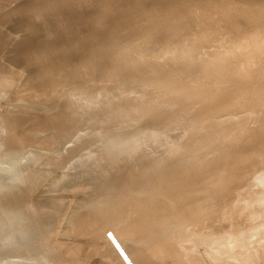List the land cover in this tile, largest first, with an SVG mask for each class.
<instances>
[{
    "label": "rangeland",
    "instance_id": "rangeland-1",
    "mask_svg": "<svg viewBox=\"0 0 264 264\" xmlns=\"http://www.w3.org/2000/svg\"><path fill=\"white\" fill-rule=\"evenodd\" d=\"M52 1L0 0V27L3 29L0 28V77L7 69L13 71V78L7 79L9 86L3 92L5 96L0 97V131L9 129L10 133L23 134L8 139L0 137V166H13L19 179H25L21 181L20 198L36 199L35 206L40 210L38 216L28 217L24 212L27 208L16 203L14 188L0 180V264H264V179L240 177L259 164L264 173V0H85V4L82 0H54L57 7ZM8 4L10 6H6ZM38 7L44 11L41 17L35 11ZM194 10L200 15L196 16ZM31 12L36 13L37 21L33 15L30 20ZM203 18L208 21L204 23ZM66 21L72 24L67 25ZM195 21L202 25L196 26ZM205 25L210 32H206L209 28L205 33L198 30ZM68 26L76 27L72 31ZM6 32L10 37L1 35ZM249 38L256 40L253 47L247 43ZM197 43L213 51L209 49L211 53L206 54L199 45L197 53ZM132 46L138 52H134ZM211 46H215V50ZM90 51L96 59L95 62L92 58V65L88 62ZM257 56L258 59H254ZM231 60L233 63H228ZM42 61L44 64L48 61L49 68L41 66ZM190 67L199 68L203 77L186 80L183 87L196 90L201 97L182 105L180 103L189 99L163 104L164 94L177 100L187 96L165 88L174 86L171 81L183 77L184 73L171 80L160 76ZM224 70V78H221ZM48 71L59 78L50 84L37 79ZM213 72L218 73L222 81L217 82L218 75ZM62 80L73 83L67 86L70 87V91L66 88L68 93L58 94L63 95L61 110L52 112L58 91H45L48 85L59 87ZM206 92L211 93L206 95ZM229 111L232 112L227 113ZM198 112L201 118L221 113L222 117H217L212 125L198 126L194 124ZM160 114L168 117L153 118ZM184 115L190 118L183 120ZM110 119L115 123H107ZM168 119L180 128L175 135H171L175 128H170ZM19 128H28V131ZM209 128H225L237 138L229 141L218 136L214 142L205 143L201 140L209 136ZM39 129L42 135L27 137L38 133ZM65 132L74 137L86 133L93 143L103 138L106 142L108 136L112 138L105 147L86 144L82 152L93 153L94 157H84L74 155L71 145H61ZM163 133L166 137L159 138ZM122 135L131 140L130 143L119 141ZM249 140H255L257 145L248 147ZM166 141H170L167 147L162 143ZM73 142L75 147L80 146ZM234 150L246 156L232 155ZM250 150L261 157L249 158ZM53 151L72 152L69 160L72 169L68 176L63 172L54 173V164L49 162ZM172 151H179L181 159L165 154ZM38 156L42 158L36 168L34 161ZM223 159L229 163L220 176L213 177V172L207 177L197 175L189 180L194 197L185 199L201 202L198 205L168 219L151 217V205L147 202L141 203L140 209L136 208L135 202H141L146 196L176 194L183 199L184 193L177 183L202 171V164ZM47 161L51 166H47ZM33 167L36 173L30 175ZM25 173L30 179H26ZM232 175L237 176V184ZM171 176L176 177L174 183L168 179ZM192 180L194 182L190 183ZM209 182L220 187L201 190ZM214 224V231L202 236V232ZM177 238H187V241L172 244ZM222 252L224 256L220 255Z\"/></svg>",
    "mask_w": 264,
    "mask_h": 264
},
{
    "label": "bare ground",
    "instance_id": "bare-ground-1",
    "mask_svg": "<svg viewBox=\"0 0 264 264\" xmlns=\"http://www.w3.org/2000/svg\"><path fill=\"white\" fill-rule=\"evenodd\" d=\"M51 1V0H50ZM61 1V0H60ZM79 1V0H78ZM84 1L85 0H82V4L84 3ZM90 1V0H89ZM92 1V0H91ZM96 1V0H95ZM99 1V0H98ZM247 1V0H246ZM251 1V0H250ZM256 0H254V2H255ZM22 2V1H21ZM49 2V1H48ZM53 3L55 2L54 0L52 1ZM63 2V1H62ZM80 2V1H79ZM107 2V1H106ZM104 3L105 5L107 4V3ZM173 2H175L174 0H173ZM191 2V1H190ZM198 2V1H197ZM214 2V1H213ZM264 2V1H263ZM16 3H19V2H16ZM15 3V4H16ZM34 3V2H33ZM51 3V2H50ZM59 3H61V2H59ZM87 3V2H86ZM165 3H167V2H165ZM200 3V2H199ZM216 3V2H215ZM24 5H25V3H23ZM32 4V3H31ZM42 4H44V3H42ZM58 4V3H57ZM56 3H54L53 4V6L55 5V7H57L56 5H57ZM62 4V3H61ZM80 4V3H79ZM85 4V3H84ZM91 4H93L94 5V3H91ZM97 4H99V3H97ZM103 4V5H104ZM189 4V3H188ZM229 4V3H228ZM17 5V4H16ZM45 5H50V4H45ZM89 5V4H88ZM104 5V6H105ZM170 5V4H169ZM204 5V4H203ZM6 6H10L9 4L8 5H6ZM32 6V5H31ZM39 6H41V5H39ZM52 6V7H53ZM58 6H60V5H58ZM62 6H63V4H62ZM62 6H60V8H64V7H62ZM73 6V5H72ZM72 6H70L71 8H72ZM79 6V5H78ZM77 6V7H78ZM168 6V5H167ZM188 7V5H185V7ZM224 6V5H223ZM233 6V5H232ZM254 6V5H253ZM252 6V7H253ZM17 7V6H16ZM19 7V6H18ZM48 7V6H47ZM74 7V9H76L75 8V6H73ZM96 7H99V6H97L96 5ZM133 7H134V5H133ZM191 7V6H190ZM189 7V8H190ZM260 7V6H259ZM264 7V6H263ZM1 8V7H0ZM4 8V7H3ZM6 8V7H5ZM22 8V7H21ZM25 8V7H24ZM29 8V7H28ZM34 8V7H33ZM66 8V7H65ZM100 8H102V9H104V7H102V5H101V7ZM136 8V7H135ZM173 8V7H172ZM239 8V7H238ZM244 8V7H243ZM42 9V8H41ZM50 9V8H49ZM48 9V10H49ZM78 9V8H77ZM76 9V10H77ZM106 9V8H105ZM173 9H175V8H173ZM192 9V8H191ZM204 9V8H203ZM208 8H206V10H207ZM228 9V8H227ZM254 9V8H253ZM263 9V8H262ZM2 10V9H1ZM15 10V9H14ZM13 10V11H14ZM34 10V9H33ZM37 10H39V7H38V9H35V11H36V13H40V15L39 14H37V15H39L40 17H41V15H42V13H44V11L42 12L41 10H39L38 12H37ZM46 10V9H45ZM56 10H58V9H56ZM67 10V9H66ZM135 10H137V9H135ZM185 9H183L182 11H184ZM201 10V9H200ZM257 10V9H256ZM261 10V9H260ZM3 11H4V9H3ZM9 11V10H8ZM54 11H55V9H54ZM59 11V10H58ZM57 11V12H58ZM70 11V10H69ZM101 11V10H100ZM132 11V10H131ZM169 11V10H168ZM175 11V10H174ZM181 11V10H180ZM190 11V10H189ZM188 11V8H187V12H189ZM191 11H193V10H191ZM195 11V10H194ZM227 11V10H226ZM225 11V12H226ZM10 12V11H9ZM18 12V11H17ZM21 12H22V10H21ZM26 12V11H25ZM29 12V11H28ZM33 12V11H32ZM32 12L31 13H29L30 15H29V17L31 18L30 20H32ZM60 12H61V10H60ZM62 12H64V10L62 11ZM67 12H68V10H67ZM67 12H65V13H67ZM74 12V11H73ZM72 12V13H73ZM96 12V11H95ZM167 12V11H166ZM170 12H172V10L170 11ZM176 12V11H175ZM185 12V11H184ZM196 12V11H195ZM225 12H223V13H225ZM237 12V11H236ZM247 12V11H246ZM252 12V11H251ZM259 12H261V11H259ZM36 13H35V15H33V19H34V17H36ZM45 13H46V11H45ZM51 13V12H50ZM54 13H56V12H54ZM71 13V14H72ZM75 13V12H74ZM102 13V12H101ZM129 13H130V11H129ZM128 13V14H129ZM132 13H133V11H132ZM173 13L174 12H172V15H173ZM182 13V12H181ZM191 13V12H190ZM221 13H222V11H221ZM234 13V12H233ZM256 13V12H255ZM53 14V13H52ZM59 14V13H58ZM61 14V13H60ZM68 14V13H67ZM127 13H125V15H126ZM127 14V16H129ZM134 14V13H133ZM169 14V13H168ZM176 15H177V13H175ZM184 13H182V15H183ZM195 14V13H194ZM197 12H196V16H197ZM204 14H205V12H204ZM212 14H214V13H212ZM217 14V13H216ZM232 14V13H231ZM235 14V13H234ZM244 14V13H243ZM26 15V14H25ZM46 15H47V13H46ZM65 15V14H64ZM69 15H70V13H69ZM74 15V14H73ZM122 15V14H121ZM138 15V14H137ZM200 14H198V16H199ZM201 15L203 16V14H202V12H201ZM229 15H230V13H229ZM228 15V16H229ZM252 15H253V13H252ZM28 16V15H27ZM53 16V15H52ZM55 16H56V14H55ZM62 16V15H61ZM60 16V18L62 19V17ZM74 16H76V15H74ZM106 16V15H105ZM113 16V15H112ZM171 16V15H170ZM178 16V15H177ZM181 16V15H180ZM185 16V15H184ZM188 16H189V14H188ZM191 16H192V14H191ZM195 16V17H196ZM206 16V15H205ZM204 16V17H205ZM221 16H222V14H221ZM224 16H227V14L226 15H224ZM232 16V15H231ZM251 16V15H250ZM28 17V18H29ZM43 17L45 18V15L43 14ZM42 17V18H43ZM47 17V16H46ZM58 17H59V15H58ZM77 17H78V15H77ZM77 17H75V19H76V22L78 21L77 20ZM124 17V16H123ZM139 17V16H138ZM138 17H137V19H138ZM142 17V16H141ZM171 17H173V16H171ZM195 17H194V19H195ZM218 17H220V15L218 16ZM243 17V16H242ZM241 17V18H242ZM257 17V16H256ZM261 17V16H260ZM38 17H36V20L35 21H37L38 19H37ZM68 18V15H67V17L65 18V19H67ZM72 18H74V17H72ZM114 18V17H113ZM113 18H111L113 21H114V19ZM127 18L128 17H126V20H127ZM140 18V17H139ZM166 18H168V17H166ZM166 18H165V20H166ZM179 18V17H178ZM188 17H187V15H186V19H187ZM200 18H201V16H200ZM208 18V17H207ZM211 18V17H210ZM226 18V17H225ZM228 18H230V16L228 17ZM255 18V17H254ZM262 18V17H261ZM25 19V18H24ZM55 19V18H54ZM53 19V20H54ZM58 19V18H57ZM61 19H60V21H61ZM68 19H70V17L68 18ZM67 19V20H68ZM75 19H73V20H75ZM85 19H87V17L85 18L84 17V20ZM99 19H102V18H99ZM111 19H110V21H111ZM117 19V18H116ZM120 19H121V17H120ZM119 19V20H120ZM131 19V18H130ZM150 19V18H149ZM148 19V20H149ZM186 19H185V21H186ZM205 18H203V19H201V20H204ZM247 19V18H246ZM26 20H27V18H26ZM29 20V19H28ZM64 20V19H63ZM95 20V19H94ZM122 20V19H121ZM145 20V18L143 19V21ZM157 19H155L154 21H156ZM162 20V19H161ZM178 20V19H177ZM193 19L191 18V21H192ZM200 20V21H201ZM216 20V19H215ZM229 20V19H228ZM238 20V19H237ZM242 20H244V18L243 19H241V21ZM254 20V19H253ZM5 21V20H4ZM3 21V22H4ZM35 21H33L34 23H35ZM39 21H40V19H39ZM57 21H59V20H56V22ZM70 21V20H69ZM81 21H83L82 19H81ZM87 21V20H86ZM85 21V22H86ZM131 21H133V19L132 20H130V22ZM137 21V20H136ZM135 21V22H136ZM142 21V20H141ZM140 21V22H141ZM164 21V20H163ZM194 21V20H193ZM192 21V22H193ZM196 21H199V18H198V20H196ZM195 21V22H196ZM205 21V20H204ZM203 21V22H204ZM208 21V20H207ZM207 21H205L204 23H206ZM210 21H211V19H210ZM212 21H214L213 19H212ZM218 21H223V20H218ZM229 21H232V19L231 20H229ZM241 21H238L239 23L241 22ZM2 22V21H1ZM26 22H30V21H26ZM26 22H24V24L26 23ZM32 22V21H31ZM43 22V21H42ZM55 22V21H54ZM53 22V23H54ZM68 21H66V23H67ZM71 22H73L72 20H71ZM71 22H69V23H67V25L69 24L70 25V23ZM75 22V21H74ZM75 22V23H76ZM90 22V21H89ZM121 22V21H120ZM127 23H128V20L126 21ZM145 22V21H144ZM148 22V21H147ZM168 22V21H167ZM174 22V21H173ZM202 22V21H201ZM216 22V21H215ZM233 22V21H232ZM238 22H237V24H238ZM245 22V21H244ZM249 22V21H248ZM8 23V22H7ZM37 23V22H36ZM40 23V22H39ZM38 23V24H39ZM58 23V22H57ZM62 22H60L59 24H61ZM66 23H63L64 25L66 24ZM96 23H98V22H96ZM104 23H105V21H104ZM103 23V24H104ZM107 23V22H106ZM105 23V24H106ZM110 23V22H109ZM132 23V22H131ZM152 23V22H151ZM150 23V24H151ZM183 23V22H182ZM194 23V22H193ZM203 23V24H204ZM218 24H219V22H217ZM221 23V22H220ZM224 23H225V21H224ZM234 23V22H233ZM232 23V24H233ZM242 23H243V21H242ZM251 23V22H250ZM6 24V23H5ZM21 24V28H23L24 29V26L22 25L23 24V22L22 23H20ZM32 25H33V23H31ZM62 24V25H63ZM72 24V23H71ZM74 24V23H73ZM78 24V23H77ZM82 24H84V21L82 22ZM81 24V25H82ZM89 24H92V23H89ZM113 24V23H112ZM116 24V23H115ZM125 24V23H124ZM135 24V23H134ZM134 24H132V25H134ZM154 24V23H153ZM156 24V23H155ZM167 24V23H166ZM168 24H171V23H168ZM195 24H197L196 26H199V25H202V23L201 24H199L198 25V22H196ZM208 24V23H207ZM210 24V23H209ZM208 24V25H209ZM211 24H212V22H211ZM216 24V23H215ZM254 24V23H253ZM261 24V23H260ZM3 25V24H2ZM25 25H27L28 26V23H26ZM35 25V24H34ZM67 25H65V27L67 26ZM75 25V24H74ZM73 25V26H74ZM81 25L79 24L78 26L79 27H81ZM86 25H87V23H86ZM94 25V24H93ZM95 25H97V26H99L98 24H95ZM102 25V24H101ZM111 25V24H110ZM147 25V24H146ZM162 25H164V24H162ZM194 25V24H193ZM213 25H214V23H213ZM212 25V26H213ZM231 25V24H230ZM234 25H236V21H235V24ZM240 25V24H239ZM6 26V25H5ZM20 26V25H19ZM55 26H57L56 24H55ZM73 26H68L69 28H71L72 27V31H74L73 29H75V27L73 28ZM77 26V27H78ZM103 26V25H102ZM136 26V25H135ZM159 26V25H158ZM177 26H178V24H177ZM195 26V27H196ZM210 27H211V25H209ZM209 26H207L206 27V25H205V28H203L204 26H201L202 27V29H198L197 27L195 28V29H198L199 31H201V32H204V30H206L207 28H209ZM217 26V25H216ZM233 26V25H232ZM241 26V25H240ZM246 26V25H245ZM30 27V26H29ZM64 27V28H65ZM83 27H85V25H83ZM141 27H143V26H141ZM155 27H156V25H155ZM169 27V26H168ZM192 27V26H191ZM215 27V26H214ZM253 27V26H252ZM1 28V27H0ZM3 28H5V27H3ZM10 29H12L13 30V28H11V27H9ZM17 28V27H16ZM25 28L27 29L28 27H26L25 26ZM63 28V27H62ZM91 28H93V26L91 27ZM97 28V27H96ZM212 28V27H211ZM248 28V27H247ZM2 29V28H1ZM56 29V28H55ZM60 29H61V27H60ZM60 29H58V30H60ZM67 29V28H66ZM78 29V31H79V28H77ZM94 29V28H93ZM100 29V28H99ZM167 29V28H166ZM213 29V28H212ZM222 29V28H221ZM234 29V28H233ZM241 29V28H240ZM3 30V29H2ZM5 30V29H4ZM7 30V29H6ZM9 30V29H8ZM28 30V29H27ZM94 30H97V29H94ZM101 30V29H100ZM157 30V29H156ZM197 30V31H198ZM210 30V28L206 31V32H210L209 31ZM218 30H220L219 28H218ZM252 30H253V28H252ZM1 31V30H0ZM24 31V30H23ZM26 31V30H25ZM77 30L75 31V33L76 32H78ZM154 31V30H153ZM226 31V30H225ZM230 31V30H229ZM8 32V31H7ZM7 32H6V34H1V35H7L8 37H10L8 34H7ZM16 33H17V31H15ZM20 32H22V30L20 31ZM55 32V31H54ZM61 32V31H60ZM59 32V33H60ZM67 33H68V29H67V31H66ZM97 32V31H96ZM181 32V31H180ZM183 32H184V29H183ZM219 32H221V31H219ZM19 33V32H18ZM17 33V34H18ZM62 33L63 34H65L63 31H62ZM66 33V34H67ZM73 33V32H72ZM176 33V32H175ZM196 33V32H195ZM205 33V32H204ZM258 33V32H257ZM58 34V33H57ZM79 33H77V34H75V35H78ZM187 34V33H186ZM202 34V33H201ZM208 34V33H207ZM212 34H213V32H212ZM224 34V33H223ZM230 34V33H229ZM239 34V33H238ZM152 35V34H151ZM197 35H199V34H197ZM225 35V34H224ZM22 36V35H21ZM59 36V35H58ZM61 36H64V35H61ZM144 36V35H143ZM167 36V35H166ZM175 36V35H174ZM184 36V35H183ZM196 36V35H195ZM203 37L205 36V35H202ZM208 36H209V34H208ZM213 36H215V33L213 34ZM212 36V37H213ZM220 36V35H219ZM219 36H217L216 37V39L217 38H219ZM223 36V35H222ZM221 36V38H223ZM229 36V35H228ZM242 36V35H241ZM4 37V36H3ZM3 37H2V39H3ZM60 37V36H59ZM168 37V36H167ZM198 37H200V36H198ZM210 38H211V36H209ZM226 37L227 36H225V39H226ZM251 37V36H250ZM5 38V37H4ZM7 38V37H6ZM171 38V37H170ZM169 38V39H170ZM182 38V37H181ZM195 38H197V37H195ZM202 38V37H201ZM200 38V39H201ZM206 38V37H205ZM204 38V39H205ZM214 38V37H213ZM232 38V37H231ZM234 38V37H233ZM239 38V37H238ZM243 38V37H242ZM11 39V38H10ZM158 39H159V37H158ZM193 39V38H192ZM191 39V40H192ZM207 39V38H206ZM6 40H9V38L8 39H6ZM173 40H174V38H173ZM181 40V39H180ZM194 40H196L197 41V39H194ZM202 40V39H201ZM210 40V39H209ZM220 40V39H219ZM246 40V39H245ZM167 41V40H166ZM171 41V40H170ZM179 41V40H178ZM207 41V40H206ZM212 41V40H211ZM220 41H222V40H220ZM226 41V40H225ZM238 41V40H237ZM260 41V40H259ZM263 41V40H262ZM173 42H175V40L173 41ZM214 42H215V40H214ZM223 42V41H222ZM157 43V42H156ZM160 43V42H159ZM166 43V42H165ZM192 43H193V41H192ZM195 43V42H194ZM193 43V44H194ZM200 43H203V41H201ZM200 43H197V47L195 48V49H197L198 47H199V45L201 46V44ZM218 43V42H217ZM224 43V42H223ZM247 43H249L250 44V46L251 47H253L254 46V44H256V40L255 39H253V38H249L248 40H247ZM10 44V43H9ZM167 44V43H166ZM185 44V43H184ZM192 44V45H193ZM205 44V43H204ZM215 44V43H214ZM221 44V43H220ZM227 44H228V42H227ZM246 44V43H245ZM190 45V44H189ZM196 45V44H195ZM207 45H208V43H207ZM238 45V44H237ZM264 45V44H263ZM155 46V45H154ZM174 46V45H173ZM176 46H177V44H176ZM203 46V45H202ZM201 46V47H202ZM209 46V45H208ZM216 46V45H215ZM214 46V47H215ZM224 46V45H223ZM229 46H230V44H229ZM124 47V46H123ZM133 47V46H132ZM157 47H158V45H157ZM161 47H162V45H161ZM166 47V46H165ZM175 47V46H174ZM186 47V46H185ZM188 47V46H187ZM204 47H206V46H203V48H201V49H204ZM212 47V49H214V47L213 46H211ZM246 47H248V46H246ZM134 49H133V51L134 52H136L137 50H135V49H137V48H135V47H133ZM155 48V47H154ZM182 48H184L183 46H182ZM190 48H191V46H190ZM216 48V47H215ZM221 48H223V47H221ZM244 49H245V46L243 47ZM7 49H8V47H7ZM142 49V48H141ZM165 49V48H164ZM167 49V48H166ZM185 49V48H184ZM188 49V48H187ZM192 49H193V46H192ZM200 48H199V50H201ZM208 49V50H207ZM207 49H204V51L203 52H207V51H209V49L210 48H207ZM261 49V48H260ZM159 50H161V48L159 49ZM172 50V49H171ZM174 50V49H173ZM173 50L171 51V52H173ZM179 50H181V48L179 49ZM191 50V49H190ZM211 50V49H210ZM215 50V49H214ZM223 50H225L224 48H223ZM228 50V49H227ZM257 50V49H256ZM143 51V50H142ZM163 51V50H162ZM161 51V52H162ZM182 51H183V49H182ZM195 51H197V53H199L198 52V49L197 50H195ZM195 51H194V49H193V52L195 53ZM211 51H213V50H211ZM260 51V50H259ZM138 52V51H137ZM155 52V51H154ZM165 52V51H164ZM168 52V51H167ZM210 52V51H209ZM220 52H221V50H220ZM234 52H235V50H234ZM249 52V51H248ZM261 52H262V50H261ZM90 53H91V51H90ZM178 53H179V51H178ZM178 53H175L176 55L178 54ZM180 53H182V52H180ZM196 53V54H197ZM211 53V52H210ZM214 53V52H213ZM232 53H233V51H232ZM256 53V52H255ZM263 53V52H262ZM261 53V54H262ZM163 54V53H162ZM169 54V53H168ZM171 54H173V53H171ZM182 54H184V53H182ZM195 54V55H196ZM202 54V53H201ZM207 54V53H206ZM252 54V53H251ZM260 54V55H261ZM167 55V54H166ZM200 55V54H199ZM202 55H204V54H202ZM218 55H220V54H218ZM55 56V55H54ZM90 59H88V62L90 63V65H92V64H94L93 62H92V58L94 59V61L96 60L95 59V54L94 53H91L90 54ZM139 56V55H138ZM198 56V55H197ZM213 56V55H212ZM262 56V55H261ZM147 57V56H146ZM183 57H185V55H183ZM205 57V56H204ZM228 57H230V56H228ZM233 57H234V55H233ZM249 57V56H248ZM248 57H247V59H248ZM258 57L259 56H257V57H255L254 59H258ZM48 58V57H47ZM134 58V57H133ZM161 58V57H160ZM199 58H200V56H199ZM207 58V57H206ZM219 58V57H218ZM221 58V57H220ZM223 58L225 59V57L223 56ZM263 58V57H262ZM35 59H38V58H35ZM135 59V58H134ZM134 59H133V61H134ZM187 59V58H186ZM190 59V58H189ZM194 58H192V60H193ZM195 59H198V58H196L195 57ZM230 59V58H229ZM235 59V58H234ZM237 59V58H236ZM264 59V58H263ZM97 60H99L100 61V59L99 58H97ZM136 60H138V59H136ZM141 60V59H140ZM183 60V59H182ZM188 60V59H187ZM206 60V59H205ZM211 60V59H210ZM219 60V59H218ZM221 60V59H220ZM249 60H251V59H249ZM38 61V60H37ZM37 61H35V62H37ZM56 61H58L57 59H56ZM60 61V60H59ZM77 61H79V60H77ZM177 61V60H176ZM191 61V60H190ZM194 61V60H193ZM212 61V60H211ZM226 61V60H225ZM224 60H223V62H225ZM236 61H238V60H236ZM236 61L234 62V63H236ZM261 61V60H260ZM87 61H86V63H88ZM96 62V61H95ZM181 62V61H180ZM197 62V61H196ZM220 62H222V61H220ZM222 62V63H223ZM230 62H232L233 63V61L231 60V61H229L228 63H230ZM255 62V61H254ZM258 62V61H257ZM42 63H43V61H42ZM61 63V62H60ZM187 63V62H186ZM190 63V62H189ZM195 63V62H194ZM214 63V62H213ZM260 63V62H259ZM132 64V63H131ZM204 64V63H203ZM219 64V63H218ZM237 64V63H236ZM246 64V63H245ZM249 64V63H248ZM252 64V63H251ZM254 64H256V63H254ZM76 65V64H75ZM101 65V64H100ZM185 65V64H184ZM232 65H234V64H232ZM231 65V66H232ZM238 65V64H237ZM236 65V66H237ZM41 66H45V68H49V66H50V64H49V62L47 61V63L46 64H44L43 63V65L41 64ZM74 66V65H73ZM199 66V65H198ZM201 66V65H200ZM209 66V65H208ZM228 66V65H227ZM235 66V65H234ZM260 66V65H259ZM264 66V65H263ZM71 67H72V65H71ZM82 67V66H81ZM239 67V66H238ZM238 67H237V69H238ZM245 67H248L247 65L245 66L244 65V68ZM250 67V66H249ZM252 67H254V66H252ZM95 68V67H94ZM98 68V67H97ZM187 68H189V67H187ZM192 67H190V69H182L181 68V71L180 72H172L173 74H171V73H167V74H163L162 76H160L162 79L163 78H165V77H168V78H170V80L172 79V78H175L176 76L175 75H177V74H179V73H181V75L183 74V77H181V78H178V77H176V79H173V81H171V83L174 85V86H171V85H166V90L167 89H170V90H172V91H175V92H180V93H183L185 96H187V98H181V99H179V100H177V98H175V99H172V97H168V96H166V94H164L165 95V97H164V99H163V104H165V105H169V104H174V103H180V102H183V101H185V100H187V99H189L188 101H186V102H183V103H180V105H182V104H186V103H190V102H192V101H194L195 100V97H201L200 96V94H198L197 93V91L196 90H194V89H192V88H185V87H183V85L185 84V81L187 80V81H190V80H193V79H195V78H197L198 79V77L201 75V77H203L202 76V74H201V70L199 71V68H198V70L197 69H195V68H193V69H191ZM202 68V67H201ZM207 68V67H206ZM211 68V67H210ZM262 68H264V67H262ZM220 69V68H219ZM224 69H226V70H228L229 68L228 67H225ZM253 69V68H252ZM163 70V69H162ZM203 70V69H202ZM226 70H224V72H222L220 75H222L221 76V78H224L223 77V75H224V73L226 72ZM230 70V69H229ZM233 70H235V69H233ZM262 70V69H261ZM160 71L161 70H159V71H157L158 72V75H159V73H160ZM167 71V70H166ZM190 71V72H189ZM204 71V70H203ZM219 71V70H218ZM251 71V70H250ZM264 71V70H263ZM220 72H221V70H220ZM219 72V73H220ZM232 72V71H231ZM234 72H237V70L236 71H234ZM246 72V71H245ZM254 72V71H253ZM187 73V74H186ZM202 73H205V71L204 72H202ZM207 73V72H206ZM214 73V72H213ZM216 73V72H215ZM214 73V75L216 76V74L218 75V78L220 77L219 76V74L218 73H216L215 74ZM227 73H229L228 71H227ZM242 74H243V71L241 72ZM258 73V72H257ZM186 74V75H185ZM195 74H197V76L195 75ZM230 74V73H229ZM239 74V73H238ZM237 74V75H238ZM242 74H241V76H242ZM256 74V73H255ZM11 75H13V71H8V69L6 70V72H5V74L2 76V77H0V97H4L5 96V93H3V92H6L7 91V88H8V86H9V84H8V81H7V79H12L13 77L11 76ZM193 75H195L194 77H193ZM228 75V74H227ZM227 75H225L226 77H228ZM231 75V74H230ZM236 76V75H235ZM234 76V77H235ZM159 77V76H158ZM179 77H180V75H179ZM217 77V76H216ZM233 77V78H234ZM59 77H57L54 73H50L49 71H48V73L47 72H44L43 74H41L40 75V77H38L37 79H39V80H44L47 84H50V83H52L53 81H55L56 79H58ZM156 78V77H155ZM210 78V77H209ZM213 78H214V76H213ZM212 78V79H213ZM218 78H215L216 80H217V82H218V80H221L220 78L218 79ZM229 78H231V77H229ZM232 78V79H233ZM238 78V77H237ZM243 78V77H242ZM259 78H261V77H259ZM227 79V78H226ZM239 79V78H238ZM253 79V78H252ZM26 80H29V79H26ZM36 80V79H35ZM158 80V79H157ZM199 80V79H198ZM224 80V79H223ZM230 80V79H229ZM177 81V82H176ZM213 81H215L214 79H213ZM212 81V82H213ZM222 81V80H221ZM243 81V80H242ZM62 82V84L59 86V87H55V86H52V85H48V87H47V90L45 91V92H49L50 90H56V91H58L57 93H56V95H58V94H61V93H68V91H66L67 89L69 90V88L70 87H67L69 84H72L73 82H69V81H66V80H62L61 81ZM232 82V81H231ZM230 82V83H231ZM236 82V81H235ZM241 82V81H240ZM244 82V81H243ZM158 83V82H157ZM215 83V82H214ZM228 83V82H227ZM199 84V83H198ZM206 84V83H205ZM220 85L222 84V83H219ZM229 84V83H228ZM11 85V84H10ZM200 85V84H199ZM215 85H217V84H215ZM202 86V85H201ZM203 86H204V84H203ZM227 87V86H226ZM230 87V86H229ZM67 88V89H66ZM73 88V90L75 89L74 87H72ZM197 88V87H196ZM224 88V87H223ZM230 89V88H229ZM199 90V89H198ZM226 90V89H225ZM70 91V90H69ZM204 91V90H203ZM222 91H223V89H222ZM197 95H196V94ZM207 93L208 92H206V95H207ZM211 93V92H210ZM210 93H208V94H210ZM163 94V93H162ZM168 94V93H167ZM176 94H178V93H176ZM203 94V93H202ZM171 96H173V95H171ZM183 95H181L180 97H182ZM184 96V97H185ZM204 96V95H203ZM62 98H63V95H58L57 96V98H56V101H55V107L54 108H51V110H52V112H57V111H55V110H59L60 109V107H61V104H62ZM169 103V104H168ZM63 107V106H62ZM61 107V108H62ZM64 109V108H63ZM54 110V111H53ZM61 110V109H60ZM232 111H229V112H227V113H231ZM159 114V113H158ZM201 112H198L197 113V115H196V120H194V124H196V125H198V126H208V125H212L216 120H217V117H222V113H221V115H218L217 114V116L216 115H213V116H206L205 118H201ZM168 116H163L162 114H160V115H158V116H153V118H155V119H165V118H167ZM182 118H183V120H186V119H188V118H190V117H188V116H182ZM168 121H169V125H170V128H175L174 130H173V132L174 133H172L171 135H175V133H177L178 131H179V129L180 128H178L177 127V124L175 123V122H171V119H168ZM115 123L112 119H110V120H108L107 121V123ZM167 125H168V123L167 124H165L164 126L165 127H163V128H166L167 127ZM20 130H22V131H26L28 128H19ZM34 129V128H33ZM41 129V128H40ZM38 130V133L36 132V133H34L33 135H30V136H27V137H37V136H39V135H42L41 134V130ZM210 129V134H209V136L207 137V138H204V139H202L201 141H203V142H205V143H211V142H214L215 140H216V138L218 137V136H220V137H222L224 140H229V141H232V140H234V139H236L237 138V136H235L234 135V132H230V131H227V130H225V128H209ZM28 131V130H27ZM33 131V130H32ZM67 132H68V129L66 130ZM205 131V130H204ZM67 132H65V133H63V137H62V143L63 144H61L62 146L63 145H65L66 147H69L70 145H71V147H73V154L74 155H82V156H84V157H86L87 155H90L91 157H94V155H93V153H89V154H86L85 153V151L84 152H82V149H84V146L86 145V144H91V146L92 145H99V146H102V147H105V146H107L109 143H110V139L112 138H110L109 136H108V139L106 140V142L104 141V138L102 139V140H100L98 143H93L92 141H91V139L90 138H88L87 136H89L88 134H86V133H81L79 136H76V137H74L73 135H72V133H67ZM124 132V131H123ZM32 133V132H31ZM121 133H122V131H121ZM121 133H119L118 135H120ZM21 135H23V134H20V133H10V131H9V129H5V130H3V131H0V137H4L5 139H8V138H14V137H12V136H15V137H20ZM25 135V134H24ZM28 135H29V133H28ZM115 135V137L116 136H118V135H116V134H114ZM166 133H163V134H161L160 136H159V138H165L166 137ZM67 136V137H66ZM71 137V138H70ZM65 138H67V141L65 140ZM73 138V139H72ZM73 140L75 141V142H77L78 144H80V146L79 147H75V143L73 142ZM150 140H151V138H150ZM119 141H123V142H128V143H130V141L131 140H129V139H126V138H124L123 137V135L120 137V140ZM170 141H172V140H170ZM169 141V142H170ZM70 142V143H69ZM169 142L168 141H166V142H162V143H165V146L167 147L168 145H169ZM155 145H157L156 143L154 144V146ZM246 145L248 146V147H255L256 145H257V143H256V141L254 140H249V142H246ZM144 148L145 149H148V148H146V146L144 145ZM96 154H97V152H95ZM257 152H252L251 150H250V152H249V158H251V157H254V158H256V157H261V154H256ZM165 154H169V155H172V156H174L175 158H177L178 160H180L181 159V157H182V155H181V153L179 152V151H172V152H168V153H165ZM232 155H238V156H240V157H244V156H246L244 153H242V152H239V151H232V153H231ZM98 155V154H97ZM51 158L49 159V162L50 163H52V164H54V173L55 174H59V173H61V172H63V173H65V175H67L68 176V174L71 172V169H72V165L69 163V160H70V157L72 156V152L71 151H69V152H66V153H56L55 151H53L52 153H51ZM41 158H42V156H38L36 159H35V161H34V166L36 167V165H38L39 164V162H40V160H41ZM48 161H47V166H51L50 165V163H49ZM229 163V161L227 160V159H223V160H221V161H218V162H215V163H208V164H202L201 166H202V168H203V170L202 171H197V172H195V174H193L192 176H190V177H188V178H184V179H182L181 181H179L177 184H178V186H179V189L184 193V198L183 199H180L179 197H177V195L176 194H172V195H167V196H163V195H161V194H158L157 196H155V197H153V196H146V197H143V198H141V202H138V201H136L135 202V205H136V208H139L140 209V205H141V203H143V202H147V203H149L150 205H151V211H150V214H151V217H159L160 219L161 218H163V217H165V218H163V219H168L169 217H172V216H174L175 215V213H180V212H182L183 213V211H186V210H188V209H190V208H192V207H194V206H196V205H198L199 203H201V202H197V203H192V202H189V201H187L186 199H191V198H193L194 197V193H193V191H190L191 189H194V188H191L190 186H189V184H188V182H189V180H191V179H194L197 175L198 176H200V177H207V175L208 174H212L213 172H214V176L213 177H218V176H220V173H223V167L226 165V164H228ZM260 165V164H259ZM258 165V166H259ZM258 166L257 167H255V168H253V169H251V170H249L247 173H246V175H241L240 177L241 178H250V179H252L250 176H253V177H255L256 179H260V178H262V179H264V173H263V170H262V166H259V168H258ZM37 168V167H36ZM36 173V170H35V168L33 167V170H32V172L31 171H29V174L30 175H33V174H35ZM197 176V177H198ZM234 178H235V184H237V176H234V175H232ZM25 177H26V179H30L27 175H26V173H25ZM169 180H170V182L171 183H174L175 181H176V177H173V176H171L170 178H168ZM0 180H2V181H5V183H6V185L5 186H9V187H13L14 188V195L13 196H15V197H17V201H16V203L18 204V205H20V206H24V208H27L26 210H28V211H24L25 213H26V215L28 216V217H36V216H38L39 215V213H40V210L37 208V206H35V204H36V202H38V201H36V199H27V200H22L21 198H20V192L23 190V188L21 187V181L22 180H25V179H19V174L17 173V172H14V167L13 166H8V165H6V164H2L1 166H0ZM194 181L192 180L190 183H193ZM220 186L217 184V183H211V182H209L207 185H205V186H203L202 188H201V190H209V191H212V190H214V189H218ZM248 188V187H247ZM185 197H186V199H185ZM261 197V196H260ZM262 199V198H261ZM163 202H165V204H163ZM254 205V204H253ZM31 206H33V208L30 210V207ZM163 207V208H162ZM22 208V207H21ZM162 209L164 210V211H162ZM167 216V217H166ZM182 219V218H181ZM216 228V224H214V225H211V226H209L208 228H206L202 233H203V235L202 236H209L213 231H214V229ZM176 230H179V227L178 226H176ZM176 234H179V231H177V233ZM186 241H187V238H181V239H179V238H177V240H175V241H172L171 243L172 244H181V243H186ZM189 242V241H188ZM197 247V246H196ZM264 247V246H263ZM216 252V251H215ZM199 254H200V252H199ZM201 255V254H200ZM220 255H222V256H224V252H222ZM202 257H204L203 255H201ZM215 257H213L212 258V260L214 259ZM205 258H203V260H204ZM206 261V260H205ZM256 264V263H255Z\"/></svg>",
    "mask_w": 264,
    "mask_h": 264
}]
</instances>
